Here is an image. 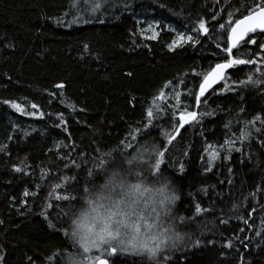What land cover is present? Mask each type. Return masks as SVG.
Masks as SVG:
<instances>
[{
  "label": "trees",
  "instance_id": "1",
  "mask_svg": "<svg viewBox=\"0 0 264 264\" xmlns=\"http://www.w3.org/2000/svg\"><path fill=\"white\" fill-rule=\"evenodd\" d=\"M261 3L0 0V264H65L76 250L65 230L83 188L110 164L151 167L156 154L143 149L153 143L166 155L151 176L168 181L177 197L168 224L184 233L158 264H264V84L240 83L249 75L264 81V31L233 50L232 58L253 63L228 69L195 100L204 75L228 58L234 21ZM140 19L158 22L156 38L139 33ZM168 26L192 39L171 46ZM185 110L211 115L176 134ZM166 133L176 137L171 144ZM209 151L218 152L210 171ZM197 203L207 211L196 214ZM107 260L152 264L143 253Z\"/></svg>",
  "mask_w": 264,
  "mask_h": 264
},
{
  "label": "clouds",
  "instance_id": "2",
  "mask_svg": "<svg viewBox=\"0 0 264 264\" xmlns=\"http://www.w3.org/2000/svg\"><path fill=\"white\" fill-rule=\"evenodd\" d=\"M127 161L110 164L100 173L99 180L93 178L88 191L81 197V202L69 215L67 231L70 240L76 245L72 254L79 264H87L85 257L95 250L92 248L85 253L81 242H90L93 239L99 242V237L108 232L119 233L117 239L111 241L113 245L119 239H135L143 240L150 247H154L157 241L149 238L153 234L160 238L162 235L171 237L162 243L161 248H171L173 244L176 246L183 242L184 233L179 230L165 234H160L155 229L145 230L141 217L147 219L152 216L154 220L156 212L160 213L161 219L165 217L169 204L165 201L162 207L161 201L165 196H169L168 181L165 178L152 177L150 167L136 164L129 167ZM136 185H139V188H136ZM137 222L143 226L139 234L135 231ZM72 233H75V236H72ZM104 246L106 245H102ZM143 254L152 264H158L155 260L157 253L151 255L145 250ZM65 264H68V260Z\"/></svg>",
  "mask_w": 264,
  "mask_h": 264
},
{
  "label": "snow or ice",
  "instance_id": "3",
  "mask_svg": "<svg viewBox=\"0 0 264 264\" xmlns=\"http://www.w3.org/2000/svg\"><path fill=\"white\" fill-rule=\"evenodd\" d=\"M99 7V5H97ZM225 25H221V28H225ZM199 29L203 32H207V29L205 28L204 22L201 21L199 23ZM257 29L264 30V0H262V3L257 6V10H255L254 13L250 12L248 16H245L243 19L236 20L234 21V26H231L230 31L228 33V38H227V47L223 49L224 52L228 54V58L224 60L222 63H217L215 67L211 69L210 72H208L206 75L203 77V82L199 85V91L195 95V100L196 103L199 104L201 103V97L204 96V94L208 91V89L212 88L214 84H216L219 80L224 79V73L225 70L232 69L234 66L237 65H244V64H251L253 61L251 59H238V58H232L233 56V50L238 47V45L241 44V42H245L247 44H255L257 41L249 39L245 41V36H247L249 33H255ZM154 38V37H153ZM183 39V37H181ZM188 40H191V37H187ZM220 45L217 44V48H219ZM261 49H264V45H261ZM242 85H258V84H264V81L261 80H256L254 79L251 75L247 77L245 81H240ZM164 94L161 92L157 99H163ZM15 107H19L17 105H14ZM33 107H36L33 105ZM146 115L148 118H152L154 116V111L153 109L149 108L146 110ZM175 116L176 113H173ZM199 115H211V113H198L196 111H187L185 110L184 112L179 113V121L178 125H174V132L176 134H179L180 129L184 127V125L189 124L191 122H194L198 119ZM254 119L259 120L261 117L257 116ZM63 122V121H62ZM251 123V122H247ZM229 125H225L227 128ZM148 125H145V128H147ZM167 136V143L171 144L173 140L176 138L175 135L166 133ZM248 133L245 131H241L240 139H246L248 137ZM135 138V137H134ZM232 141L227 140L225 141V145L231 147ZM131 147V145H129ZM221 147H224L222 145ZM212 146H209V149H211ZM2 150V149H0ZM238 150V149H237ZM144 152H155V164L150 167V170L155 174L157 170H160L161 164L164 162L163 157L166 155V153L156 147V145L153 143L151 145V149L149 148H144ZM218 152L217 151H209V159H208V169L211 170V164L212 162L217 158ZM135 158V157H134ZM129 164L132 163V159H129L127 161ZM75 164V162H73ZM104 161L100 162V165L102 166ZM77 168L79 165H75ZM15 171L19 172L21 171L20 168L14 169ZM88 175L91 176L92 173L91 171L88 172ZM79 182V174H77L76 178V183ZM57 188L60 187V185H56ZM70 188L74 189L75 188V183L69 186ZM136 188H139V185L135 186ZM88 187L83 188V192H87ZM28 192H25L24 195H28ZM56 200H64V201H74L76 199L75 196H68V195H59L57 194L55 196ZM177 199L175 195H169L165 196L164 199L161 201V206L163 207L165 201H167L168 204H171ZM155 211V209L153 210ZM203 211H207L206 209H202L200 204L195 205V213L200 214ZM160 217V213L156 212L155 214V219L152 221V223H149L147 219H144L141 217V219L144 220V228L147 231L148 229H154L157 227L156 225V219ZM45 219H48L47 216H45ZM180 219H184L181 217ZM225 222V221H222ZM49 227L50 228H55V224H53L51 221L49 222ZM135 231L137 234L140 233L141 227L139 222L136 223L135 225ZM171 231V228H166L162 229L159 233L160 234H165ZM65 234L69 237V233L67 230H65ZM72 236H75V233H72ZM119 236V233H112L108 232L106 235H102L99 237V242H97L96 239L91 240L90 242H81V247L83 248V251L85 253H88L92 248L95 250L99 251L101 248H104L105 251L109 253V255H116L119 254L120 252H139V251H145L147 250L149 254L155 255L158 251L161 250V245L165 241L171 239V237L162 235V238L158 237V235L153 234L149 238L152 240L157 241L154 247H150L148 244L144 243L143 240H130V241H125L123 239H119L118 242L113 245L111 241L113 239H117ZM179 236H177V239ZM70 239V237H69ZM74 244V243H73ZM75 245V244H74ZM102 245H106L102 247ZM173 247H175V244H173ZM85 259L87 260V264H108L107 259H102L99 256H86ZM68 264H79V262L74 258V254L70 253L68 255ZM114 264V261H113Z\"/></svg>",
  "mask_w": 264,
  "mask_h": 264
},
{
  "label": "rangeland",
  "instance_id": "4",
  "mask_svg": "<svg viewBox=\"0 0 264 264\" xmlns=\"http://www.w3.org/2000/svg\"><path fill=\"white\" fill-rule=\"evenodd\" d=\"M140 22V25H138V31L139 33L143 36V37H146V38H156L158 36V33H159V25H158V22L152 20V19H140L139 20ZM168 29H171L174 31L175 33V37H174V40L172 42V45L173 47L177 46V45H180L181 43L183 42H187L189 41L187 39V37H190L188 35H185L184 32L182 31H179L178 29H176L174 26H168ZM181 37H183V39H181ZM153 38V39H154ZM171 98H173L174 100H177L178 98V92L175 91L174 89H171ZM169 207V206H168ZM167 211H168V208L165 212V217L164 219H161V217H159L158 219H156V225L157 227H155L154 229L158 232H160L162 229H166V228H171V232L174 230L173 227H172V224H168V214H167ZM143 215V214H142ZM170 218H172V213H171V216ZM147 221L149 223H152L153 221V217L152 216H149L147 218ZM140 227L142 228L143 226L140 225ZM177 246V245H176ZM175 246V247H176ZM174 249V247H171ZM169 247H163L161 248L160 251L157 252V255H156V260H164L163 258L166 256L165 255V250H169L171 249ZM144 251H139V252H131V251H128V252H123V253H133V254H136V253H139V254H142ZM122 253V252H120ZM89 256H99L100 258H105V259H108L110 257H112L113 255H109V253L107 251L104 250V248H101L99 251L97 250H93Z\"/></svg>",
  "mask_w": 264,
  "mask_h": 264
},
{
  "label": "water",
  "instance_id": "5",
  "mask_svg": "<svg viewBox=\"0 0 264 264\" xmlns=\"http://www.w3.org/2000/svg\"><path fill=\"white\" fill-rule=\"evenodd\" d=\"M255 12V11H254ZM254 12H252V13H254ZM248 16V15H247ZM244 18V17H243ZM243 18H241V19H243ZM262 31H264V30H260V29H257V31L255 32V33H260V32H262ZM255 33H249L247 36H245V38H247L248 36H250V35H253V34H255ZM227 70H225V72H226ZM203 82V81H202ZM215 85V84H214ZM213 85V86H214ZM212 86V87H213ZM211 89V88H210ZM210 89H208V90H210ZM102 259H105V258H102ZM108 264H109V261H108Z\"/></svg>",
  "mask_w": 264,
  "mask_h": 264
},
{
  "label": "bare ground",
  "instance_id": "6",
  "mask_svg": "<svg viewBox=\"0 0 264 264\" xmlns=\"http://www.w3.org/2000/svg\"><path fill=\"white\" fill-rule=\"evenodd\" d=\"M152 15H153V14H152ZM215 20H216V19H215ZM139 41H140V40H139ZM143 45H144V44H143ZM194 47H195V46H194ZM194 47H193V48H194ZM146 49H148V48H146ZM163 63H164V62H163ZM66 98H67V97H66ZM187 99H188V98H187ZM74 102H75V101H74ZM143 112H144V111H143ZM37 166H38V165H37ZM39 168H41V167H39ZM44 184H45V183H44ZM48 187H50V185H49ZM48 187H47V188H48ZM44 195H46V194H44ZM53 198H54V197H53ZM39 200H40V199H39ZM35 208H36V207H35ZM57 214H58V213H57ZM30 217H31V216H30ZM30 217H29V218H30ZM25 221H26V220H25ZM195 223H196V222H195Z\"/></svg>",
  "mask_w": 264,
  "mask_h": 264
}]
</instances>
